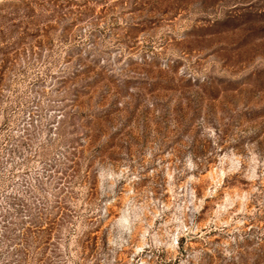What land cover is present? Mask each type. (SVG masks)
<instances>
[{
  "label": "rangeland",
  "instance_id": "374dc122",
  "mask_svg": "<svg viewBox=\"0 0 264 264\" xmlns=\"http://www.w3.org/2000/svg\"><path fill=\"white\" fill-rule=\"evenodd\" d=\"M35 198L43 261L264 264V0H0V264Z\"/></svg>",
  "mask_w": 264,
  "mask_h": 264
},
{
  "label": "trees",
  "instance_id": "16d2710c",
  "mask_svg": "<svg viewBox=\"0 0 264 264\" xmlns=\"http://www.w3.org/2000/svg\"><path fill=\"white\" fill-rule=\"evenodd\" d=\"M65 160L72 164V171L74 172L72 175H66V171L64 176H68L67 179H72L76 171L75 166L79 165V153L74 151L72 159L65 158ZM47 204L43 199L35 198L32 206L29 204L22 205L21 211L18 214H20L23 220L18 223L17 231L12 229L8 234V230L6 229L3 235H1V238L4 239L3 246H6L8 258V261H4L2 264H29L26 262L28 257L33 260L36 257L37 262L35 264H56L53 260L56 255L55 249H52V256L54 257L50 256L47 261L41 259L46 250L54 245V243H50L54 233L53 230L59 229L61 226L58 223L61 220L56 221L55 217L54 219H49L50 213L47 211L49 209ZM11 224L13 225V223Z\"/></svg>",
  "mask_w": 264,
  "mask_h": 264
}]
</instances>
